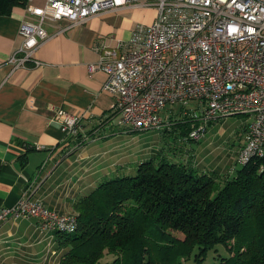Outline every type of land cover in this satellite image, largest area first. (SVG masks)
<instances>
[{
	"label": "built area",
	"instance_id": "2783aa9c",
	"mask_svg": "<svg viewBox=\"0 0 264 264\" xmlns=\"http://www.w3.org/2000/svg\"><path fill=\"white\" fill-rule=\"evenodd\" d=\"M127 5L157 7L150 24H138L127 44L106 47L89 70H103V89L115 96L109 126L123 132L163 130L175 119L195 121L189 135L199 140L212 122L244 114L250 119L237 163L262 160L264 170V0H44L28 9L21 46L9 58L14 66L41 65L35 50L49 37L47 20L81 24L94 15ZM178 107V110H176ZM53 120L78 150L91 138H108L104 121L82 134L84 114L53 106ZM118 116V117H117ZM18 216L40 219L42 231L75 233L77 214L60 213L25 194L0 210V223Z\"/></svg>",
	"mask_w": 264,
	"mask_h": 264
},
{
	"label": "crops",
	"instance_id": "0c3cea01",
	"mask_svg": "<svg viewBox=\"0 0 264 264\" xmlns=\"http://www.w3.org/2000/svg\"><path fill=\"white\" fill-rule=\"evenodd\" d=\"M31 4L44 0H28L25 7L0 15V210L27 194L60 213L75 214L77 197L119 172L104 155L124 134L106 123L115 102L103 89L108 73L91 72L89 64L97 63L106 47L127 44L139 21L150 24L156 14L127 5L81 24L47 20L50 37L34 53L41 65L14 68L9 58L22 44L21 23L38 20L28 9ZM53 106L84 114L82 134H94L100 121L113 134L91 138L73 151V139L53 120ZM63 252L55 232L42 231L38 217L0 223V264H62Z\"/></svg>",
	"mask_w": 264,
	"mask_h": 264
},
{
	"label": "trees",
	"instance_id": "16d2710c",
	"mask_svg": "<svg viewBox=\"0 0 264 264\" xmlns=\"http://www.w3.org/2000/svg\"><path fill=\"white\" fill-rule=\"evenodd\" d=\"M27 4L0 0V15ZM192 121L177 118L164 135L193 141ZM179 150L171 146L140 162L134 173L118 167L119 172L77 197L78 230L55 231L64 251L62 264H101L106 253L115 255L108 264H207L218 245L228 255L213 264H264L262 160L236 162L234 170L220 173L187 155L178 160Z\"/></svg>",
	"mask_w": 264,
	"mask_h": 264
},
{
	"label": "rangeland",
	"instance_id": "374dc122",
	"mask_svg": "<svg viewBox=\"0 0 264 264\" xmlns=\"http://www.w3.org/2000/svg\"><path fill=\"white\" fill-rule=\"evenodd\" d=\"M147 8H151L150 12L157 16V7ZM143 22H146V19L139 21V24ZM176 110H178V107H176ZM191 120L193 119L191 118ZM248 122H250V119L244 114L222 117L208 127L207 133L202 138L199 140L194 139V142L186 138L180 141L173 135L166 136L164 133L169 132L164 131V129L124 133L120 140L115 143L116 147L108 152L106 151L107 153L104 156L108 165L113 163L119 167L124 166L129 173H134L140 162L167 153L171 146H175L178 150L180 149L178 155L175 156L180 161H184L189 157L202 168L217 170L220 173L231 172L235 168L237 155L246 142ZM192 123L195 122L192 121ZM185 155H187V158H185ZM239 166H242V164H239ZM173 233L180 238H184V234L180 231H173ZM217 249L209 253L207 264L218 261L219 256L222 254L228 255L227 249L223 245H218ZM114 258V254L106 253L101 259V264H108ZM191 262V260L188 261L189 264Z\"/></svg>",
	"mask_w": 264,
	"mask_h": 264
}]
</instances>
